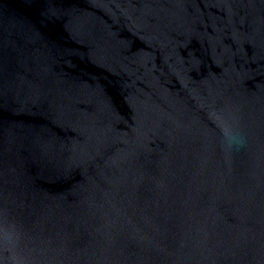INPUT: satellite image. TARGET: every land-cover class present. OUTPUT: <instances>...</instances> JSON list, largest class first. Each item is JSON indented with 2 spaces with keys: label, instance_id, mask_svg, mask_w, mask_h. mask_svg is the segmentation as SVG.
<instances>
[{
  "label": "water",
  "instance_id": "95a60500",
  "mask_svg": "<svg viewBox=\"0 0 264 264\" xmlns=\"http://www.w3.org/2000/svg\"><path fill=\"white\" fill-rule=\"evenodd\" d=\"M0 264H264V0H0Z\"/></svg>",
  "mask_w": 264,
  "mask_h": 264
}]
</instances>
